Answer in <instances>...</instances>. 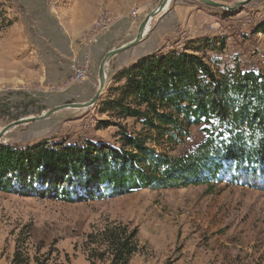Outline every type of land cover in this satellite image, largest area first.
I'll return each instance as SVG.
<instances>
[{"label": "rangeland", "instance_id": "1", "mask_svg": "<svg viewBox=\"0 0 264 264\" xmlns=\"http://www.w3.org/2000/svg\"><path fill=\"white\" fill-rule=\"evenodd\" d=\"M25 1L0 0V34H15L18 26L20 32L24 22L32 33L34 23L28 16ZM37 1L59 15L62 22L66 18L81 24L90 21L83 37H89L88 32L101 12H108L112 20L120 19L122 23L118 28L112 25L110 35L109 30L105 33L108 37L99 36L93 47L90 46V75L83 82L67 83L70 71L59 82L31 77L19 86L0 88V130L11 121L40 115L56 105L90 99L98 86L97 69L103 55L131 40L141 20L159 2ZM193 1L204 7V13L187 23L185 20L192 12L184 6ZM215 1L233 6L239 0ZM134 8L140 9L136 19L130 16ZM166 9L161 18L156 16L151 21L152 29L146 34L156 39L160 48L166 51L203 37L223 39V50L207 52L210 60L216 59L221 65L238 64L241 69L264 74V34L253 30L264 19V0H251L230 11L231 16H225L226 10L209 7L199 0H171ZM203 15L212 18L207 22L201 19ZM210 24L217 27V32L209 29ZM3 53L0 49V70L5 66ZM124 65L120 56L110 59L104 90L93 106L67 108L45 120L19 124L11 128L0 143L25 147L44 140L73 144L89 140L119 147L120 129L116 124L103 125L102 121L106 120L120 123L128 133H150L141 131V125L134 119L121 120L101 111L100 102L109 96L113 86L112 75ZM203 138L200 126H192L183 143L154 147L179 155L195 148ZM109 223L137 229L139 248L128 264H264V191L226 183L216 184L210 190L206 185L147 188L113 198L80 202L0 191V264H90L83 250L85 236Z\"/></svg>", "mask_w": 264, "mask_h": 264}, {"label": "trees", "instance_id": "2", "mask_svg": "<svg viewBox=\"0 0 264 264\" xmlns=\"http://www.w3.org/2000/svg\"><path fill=\"white\" fill-rule=\"evenodd\" d=\"M253 30L264 34V19ZM224 47L223 39L189 40L143 55L112 75L101 111L150 131L128 133L120 123L102 121L119 127V147L89 140L0 143V191L65 202L147 188L210 190L219 183L264 191V74L209 59L207 52ZM192 126L204 135L192 150L171 155L154 147L183 143ZM136 236V228L109 223L85 236V258L90 264H128L139 248Z\"/></svg>", "mask_w": 264, "mask_h": 264}, {"label": "crops", "instance_id": "3", "mask_svg": "<svg viewBox=\"0 0 264 264\" xmlns=\"http://www.w3.org/2000/svg\"><path fill=\"white\" fill-rule=\"evenodd\" d=\"M192 3L184 6L188 12H192L188 20L187 18L185 20L187 23L202 17L199 14L204 13V7L198 5V1ZM42 4L37 0L25 1L28 16L34 23L35 29L32 33L24 22L22 24L24 29L20 32H18L20 27L17 25V33L0 34V49L4 52L3 58L5 59L4 69L0 70V88L8 85L19 86L30 81L31 77H36L38 81L59 82L64 80L70 73L72 65L79 64L87 51V46L83 44L82 39L84 32L90 26V21L81 24L75 20L68 21L66 18L63 23L60 21L59 15L53 14L51 9ZM169 4L171 5V2ZM56 8L57 6L53 10ZM164 12L166 11L160 13L156 18H161L165 14ZM211 18L203 15L201 19L208 22ZM120 23L122 21L113 26L118 28ZM151 29L152 27H150ZM136 31L133 37L136 35ZM105 33L101 35V37L104 36L103 39L108 37V34L105 35ZM155 40L151 35L149 37L145 35L138 44L115 56H120V60L125 61L124 67H127L143 55L159 49L165 50V48H160L159 43Z\"/></svg>", "mask_w": 264, "mask_h": 264}, {"label": "water", "instance_id": "4", "mask_svg": "<svg viewBox=\"0 0 264 264\" xmlns=\"http://www.w3.org/2000/svg\"><path fill=\"white\" fill-rule=\"evenodd\" d=\"M203 4L213 7V8H219L223 9L226 11H234L237 8L243 6L244 4L250 2L251 0H239L236 2L233 6L226 5L224 3L215 1V0H199ZM171 0H159L158 4L156 5L155 8H153L149 13H147L144 18L141 20L137 27L136 35L129 40L126 43H123L121 45L115 46L111 49H109L101 58L99 64H98V69H97V77H98V86L96 88L95 93L93 96L83 102H70V103H63L60 105H56L44 112H42L40 115L37 116H28V117H23L19 118L17 120L11 121L10 123L6 124L2 129L0 130V140L1 138L13 127L19 125V124H24V123H29V122H35V121H41L49 118L52 114H54L57 111L67 109V108H72V109H83V108H88L90 106H93L98 100L99 97L101 96V93L104 90L105 87V82L107 78V65L112 57L115 55L119 54L120 52H123L136 44H138L147 34L149 31L150 23L152 19H154L156 16H158L160 13L165 11V9L168 7L169 3Z\"/></svg>", "mask_w": 264, "mask_h": 264}, {"label": "built area", "instance_id": "5", "mask_svg": "<svg viewBox=\"0 0 264 264\" xmlns=\"http://www.w3.org/2000/svg\"><path fill=\"white\" fill-rule=\"evenodd\" d=\"M48 1H50L51 3L55 2V0H48ZM139 10H140L139 8H134L132 11H130L131 18L133 19L138 18ZM119 20L120 19L107 20V18L103 17V14H102L99 27L97 29H94L93 32L89 34V37H84L82 39L83 44L87 46V51L85 52L79 64L72 65L71 73L67 77V83H81L84 80L88 79L90 75V68H91L90 66L91 57L89 53L90 46L96 42L99 36H101L103 33L108 31L109 28L112 25L116 24ZM209 29L213 32H217V27H215L214 25L210 24Z\"/></svg>", "mask_w": 264, "mask_h": 264}, {"label": "bare ground", "instance_id": "6", "mask_svg": "<svg viewBox=\"0 0 264 264\" xmlns=\"http://www.w3.org/2000/svg\"><path fill=\"white\" fill-rule=\"evenodd\" d=\"M102 14H103V17L107 18V20H112V17H111V15L108 12H101V14L99 15L97 21L94 22V25L92 26V28L88 32V35L90 33H92L94 29H97L99 27V24H100L101 18H102ZM149 27H150V25H149Z\"/></svg>", "mask_w": 264, "mask_h": 264}]
</instances>
